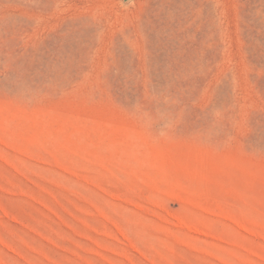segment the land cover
Instances as JSON below:
<instances>
[{
    "label": "rangeland",
    "instance_id": "rangeland-1",
    "mask_svg": "<svg viewBox=\"0 0 264 264\" xmlns=\"http://www.w3.org/2000/svg\"><path fill=\"white\" fill-rule=\"evenodd\" d=\"M0 264H264V0H0Z\"/></svg>",
    "mask_w": 264,
    "mask_h": 264
},
{
    "label": "bare ground",
    "instance_id": "bare-ground-1",
    "mask_svg": "<svg viewBox=\"0 0 264 264\" xmlns=\"http://www.w3.org/2000/svg\"><path fill=\"white\" fill-rule=\"evenodd\" d=\"M25 82H26V81H25ZM25 82H24V83H25ZM22 86H23V85H22Z\"/></svg>",
    "mask_w": 264,
    "mask_h": 264
}]
</instances>
